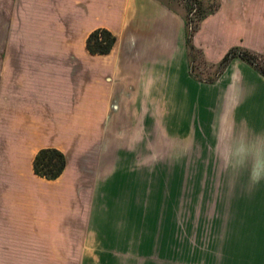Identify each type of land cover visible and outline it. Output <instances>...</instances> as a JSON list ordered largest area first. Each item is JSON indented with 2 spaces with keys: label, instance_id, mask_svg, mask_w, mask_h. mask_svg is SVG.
Instances as JSON below:
<instances>
[{
  "label": "crops",
  "instance_id": "0c3cea01",
  "mask_svg": "<svg viewBox=\"0 0 264 264\" xmlns=\"http://www.w3.org/2000/svg\"><path fill=\"white\" fill-rule=\"evenodd\" d=\"M219 1L192 38L205 63L232 47L264 55V0ZM184 16L159 0H0V264H29L36 237L50 245L60 234L59 192L34 181L37 151L64 154L77 127L107 121V108L117 123L125 107L166 99L181 117L194 107L213 133L228 125L242 141L264 140V78L235 59L215 82L193 81ZM99 28L116 42L94 56L85 43Z\"/></svg>",
  "mask_w": 264,
  "mask_h": 264
},
{
  "label": "rangeland",
  "instance_id": "374dc122",
  "mask_svg": "<svg viewBox=\"0 0 264 264\" xmlns=\"http://www.w3.org/2000/svg\"><path fill=\"white\" fill-rule=\"evenodd\" d=\"M213 71L198 67L203 77ZM156 102L123 108L117 123L107 108V121L77 127L53 187L34 178L59 192L60 234L50 245L36 237L41 251H29V264H264V161L255 183L230 177L219 154H241L230 146L240 135L228 125L213 133L194 107L186 118Z\"/></svg>",
  "mask_w": 264,
  "mask_h": 264
},
{
  "label": "trees",
  "instance_id": "16d2710c",
  "mask_svg": "<svg viewBox=\"0 0 264 264\" xmlns=\"http://www.w3.org/2000/svg\"><path fill=\"white\" fill-rule=\"evenodd\" d=\"M165 5L177 3L186 9L185 21V45L188 57V71L194 80L211 84L223 73L231 61L238 59L253 68L264 78V55L248 51L240 47L230 48L221 61L213 66H209L202 59L201 52L192 44V38L203 20L215 14L220 7L219 0H159ZM116 37L106 29L99 28L92 31L85 43L87 52L94 56L107 55L113 49ZM200 65H206L214 71L209 77H203L198 72ZM65 155L55 148L40 149L33 161L32 169L36 177L45 181H55L60 178L66 168Z\"/></svg>",
  "mask_w": 264,
  "mask_h": 264
},
{
  "label": "clouds",
  "instance_id": "9594fccd",
  "mask_svg": "<svg viewBox=\"0 0 264 264\" xmlns=\"http://www.w3.org/2000/svg\"><path fill=\"white\" fill-rule=\"evenodd\" d=\"M231 86V85H230ZM243 151L237 154L231 147L227 154L220 153L219 160L224 171L232 178H239L247 175L249 183L252 180L253 171L258 162L264 161V141L244 140Z\"/></svg>",
  "mask_w": 264,
  "mask_h": 264
}]
</instances>
